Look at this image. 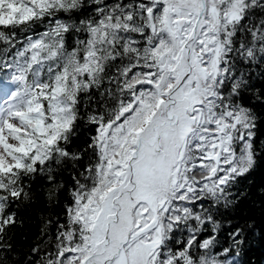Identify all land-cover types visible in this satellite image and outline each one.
<instances>
[{"label":"snow or ice","instance_id":"6c2138e0","mask_svg":"<svg viewBox=\"0 0 264 264\" xmlns=\"http://www.w3.org/2000/svg\"><path fill=\"white\" fill-rule=\"evenodd\" d=\"M258 109L264 0H0V264H242Z\"/></svg>","mask_w":264,"mask_h":264},{"label":"trees","instance_id":"16d2710c","mask_svg":"<svg viewBox=\"0 0 264 264\" xmlns=\"http://www.w3.org/2000/svg\"><path fill=\"white\" fill-rule=\"evenodd\" d=\"M264 112V109H258ZM259 143L264 146V125L260 126L258 133ZM246 194L237 206L226 213V218L231 219L234 223L241 222L251 224V231L247 234L245 244L239 259L242 264H264V154L258 160L257 165L251 172L240 180L238 185ZM44 182L37 184L36 189L41 195L34 201L33 215L25 226L17 229V239L21 234L35 233L39 226V215L45 208L46 204L43 197ZM63 201V197H61ZM220 239L222 242L227 241V231L222 232Z\"/></svg>","mask_w":264,"mask_h":264}]
</instances>
